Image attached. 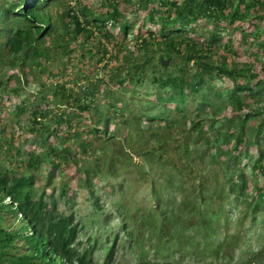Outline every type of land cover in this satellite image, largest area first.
I'll use <instances>...</instances> for the list:
<instances>
[{
    "label": "trees",
    "instance_id": "trees-1",
    "mask_svg": "<svg viewBox=\"0 0 264 264\" xmlns=\"http://www.w3.org/2000/svg\"><path fill=\"white\" fill-rule=\"evenodd\" d=\"M128 35L132 36L129 48L132 50L123 49ZM122 37V42H118ZM113 48H117V54H112ZM139 53L143 56L136 59ZM78 56L81 61L89 59L97 63L111 57L105 61L104 71L120 56L122 64L110 69L107 79L89 78L81 66L74 63ZM215 56L220 58L215 59ZM248 56V62H239V58ZM165 61H169L167 66ZM68 66L76 71L71 74V81ZM8 71L10 75L6 76ZM45 75L55 83L48 87L45 81L40 82ZM4 77L6 83L16 81L11 92L17 98L24 93L25 80L38 82L39 92L25 98L18 106V113H26L31 107L33 127L30 130L39 131L41 137L36 138L44 142L40 154L34 148L29 150L26 159L17 150L15 161L22 172L3 169L0 165V264H101L93 258L97 240L82 250L78 241L82 225L68 211H58L54 192L49 194L47 189L53 187L54 169L63 168V163L73 160L77 167L81 166L85 177L81 182L96 208L100 203L98 191L90 186V181L103 173V159H96L95 170L87 164L81 165L69 142L86 136L78 144L86 153L92 144L90 135L100 141L113 128L121 132L124 139L127 129L128 136L133 138L131 149L136 157L150 167L155 166L156 170L162 168L159 154L174 137L170 131L174 124L179 125L176 134L185 135L181 140H174L180 141L174 146L176 152H189L191 144L211 145L212 161L226 169V175L232 173V168L246 153H255L257 158L251 170L254 173L258 169V189L262 192L258 194L259 204L253 202L250 206L255 213L264 208V106L253 107L255 100H262L264 94V0H0V89L5 84ZM69 83L80 92L75 93L74 88L68 87ZM218 83L223 87L219 88ZM128 87L131 90L125 93L132 95L145 89L144 96L158 101L151 103L156 110L132 106L130 111H123L124 99L117 91ZM101 91L105 111L98 112ZM47 95H51V101ZM31 97H34L32 102ZM189 99L200 102L194 119L187 114ZM151 101L142 100L149 106ZM167 104H174L175 113L182 119L180 122L176 119L179 117L171 116L172 109ZM89 110L97 112L98 130H82V112ZM218 113L225 114L223 124ZM204 115L209 116L211 123L207 130ZM46 119H53L54 126ZM164 120L161 128L164 134L149 131ZM254 122L257 125L249 130L248 125ZM219 125L226 129L223 131ZM119 126L122 128L118 129ZM209 130L216 131L209 134ZM248 130L251 139L242 138ZM51 135L57 137L56 144H48ZM61 147L63 152L58 153ZM115 157L117 155L113 154L110 158ZM41 164L47 165L44 167L45 184L39 186L40 180L34 173L40 170ZM115 169L110 165L112 174H107L105 179H116ZM238 178V196L252 200L255 191L249 176L244 173ZM112 182V186L118 185L116 180ZM191 183L189 192H180L184 197L178 207L171 208L175 200L169 199L164 204L167 211L160 216L158 207L151 213L135 207L130 213L152 220L150 226L152 224L154 230L149 240L157 254L168 255L165 246L179 239L181 244L186 243L191 248L200 246L201 255L211 257L216 264L233 261L241 239L235 233L231 240L227 237L220 240L222 213L214 210L210 213L211 200L203 195V188L198 184L193 187V179ZM68 185L69 182L61 184L60 193L64 196L68 195ZM227 195L231 197L234 192ZM48 196L50 202L46 200ZM161 202L163 204V199L158 198V205ZM122 216L123 233L133 248L134 243H141L145 236L137 235V230L127 224L129 216ZM116 241L117 238L112 247L105 248L102 264H109ZM257 261L264 264V249L253 254L246 264Z\"/></svg>",
    "mask_w": 264,
    "mask_h": 264
},
{
    "label": "rangeland",
    "instance_id": "rangeland-1",
    "mask_svg": "<svg viewBox=\"0 0 264 264\" xmlns=\"http://www.w3.org/2000/svg\"><path fill=\"white\" fill-rule=\"evenodd\" d=\"M54 11H57V9H54ZM137 27L135 30H137ZM122 40L123 37L119 38L118 42H122ZM125 40L126 42L123 49H129L132 44V36L128 35ZM236 41L237 40L234 42ZM117 52V48H113L112 54H117ZM125 53L126 52L124 51L122 54L124 55ZM219 54L221 55L220 52ZM142 56L143 54L139 53L135 57L136 59H140ZM109 58L111 57H106L105 61H108ZM119 58L117 61H111L109 69L106 71H104L105 61L102 63H97L96 61L92 62L89 59L81 61L78 56V60L74 63L79 64L81 66V70L87 73L89 78L107 79V76L110 74V69L112 70L116 66L122 64L121 56ZM214 58L219 59L220 57L215 56ZM248 59L249 56L239 58V62L246 63L248 62ZM68 68L71 81L73 78L71 74H74L76 71L71 69L69 66ZM10 72L8 71L6 76H9ZM46 77L47 75L44 77L42 76V78H40V82L45 81L48 87L55 83L54 80H48ZM3 81L5 84L3 85V88L0 89V165L3 169L8 168L10 170L14 169L22 172V170L19 169V163L15 161L17 150H19L26 159L28 158L27 154L29 153V150H34V148H36L37 153L40 154L43 151L44 141L40 143L36 138L37 136L41 137L39 135V131L32 132L30 130L33 127V110H31V107L28 108L26 113H18V106L28 96L38 93L39 86L37 85L38 82H27L25 80L26 83L23 85L24 93L22 97L17 98V96L11 92V88L15 86L16 81H14L15 83H6V77L3 78ZM218 84L219 88L223 87L222 83ZM68 87L74 88L75 93L80 92L73 86L72 83H69ZM101 89H103V87H101ZM128 90H131V88L128 87L126 90L117 91V94H121L124 99L122 103L123 106L121 108L123 111H130L132 106H136V108L143 106V109L147 111L156 110L155 105L151 103L154 102L157 104L158 101H155L154 97L144 96L146 93L145 89L142 88L138 94L136 93L134 95L127 92L126 94L125 91ZM5 91H8V93ZM47 96L49 101H51V95ZM98 96V112L105 111L102 108L103 105H105L102 97V91ZM30 100L32 102L34 97H31ZM59 100H61L60 97ZM142 100L152 101L149 106V104H145ZM255 101L256 102L253 104V107L257 108L264 106V94L262 100L258 99ZM199 104L200 102H194L192 99H189L187 104L189 107V111L187 112L189 118H195ZM52 106L53 108L55 107L53 104L51 107ZM167 107L172 109L171 116L174 115L175 117H179V115H177L174 111V104H167ZM148 108L150 110H148ZM117 110L118 109L115 108V111ZM117 113H120V111ZM96 114L97 112H94V110L82 112V130H98L99 125L97 124L98 119ZM154 114L159 113L154 112ZM134 115L137 116V113L135 112ZM223 117H225L224 113H218V119L222 124L224 123ZM208 118L209 116H203L206 130L210 128L211 124ZM176 119L179 122L182 120L181 117ZM46 121L49 125L54 126L55 124L53 119H46ZM165 122V120L157 122L154 127L149 128V131L152 132L153 130H158L161 134H164L165 132H163L161 128H163ZM256 125L257 122L250 123L248 125L249 130ZM178 126L179 125L176 124L172 126L170 131L173 132V140H168L162 149L161 154H159V160H163L161 170H156L155 166L150 167L140 157H136L134 151L131 149L133 145V138L128 136L129 131L127 129L124 134L125 139L121 136V132H118L115 128L109 130L108 135L104 136V138L100 139V141L90 135L88 138L92 144L89 146V151L86 153H84L78 145L79 142L81 143L86 139V136L81 137L79 141L69 142L70 148L73 149L77 155L76 160L79 164H87L88 166L94 168L95 163H97L96 159L99 157L103 159V162L101 163V167L105 168L103 173L96 175L94 179L90 181V186H95V190L98 191L97 199H99L100 203L96 206V208L92 206V201L88 196V191L85 189L84 183L81 182V180L85 178L82 173V169H80L81 166H78V168L77 165L73 163V160L63 163V168L57 167L54 169V171H56V175L54 176V181L52 183L53 187L48 188L47 192H49V194L54 192V198L58 201V211H68L69 214H73L76 217L77 222L82 225V229L79 234V241L83 247L82 250L87 249L90 245H93L94 240H97L98 244L95 245L93 257L101 264L103 263L106 255L105 248L112 247L115 238H117V246L109 264H138L137 249L135 254V251L130 248L129 239H125L126 233H123V220L120 216H122L124 211L125 216H127V213L135 207H140L145 213H151L154 208L156 209V207H158L160 208V216L163 212L167 211L164 204L169 199L175 200L171 203V208L178 207L180 204L179 200L184 197L181 193L186 190L189 192V186H192V179L193 187L198 184L203 188V195L211 200L212 210H209V212L211 213L214 210L222 213V220L220 223V240L223 241L225 237L231 240L235 233L241 239L239 247L235 250L234 260L231 262L228 261L226 264H246L253 254H256L264 249V208L261 207L257 213H255L250 206L253 202L258 203V194L262 192V190L258 189V186L260 185V180L256 173L258 169H255L254 173L251 170L254 168V160L257 158L254 155L255 153H246V155H244V157L237 163L236 167L232 168V173L226 175V169L224 170L221 165L212 161L213 156L211 154L214 151L211 145L204 144L196 146L191 144L189 146V152H176L174 150L176 143L178 144V142H180H175L174 140L185 136L184 133L179 135L176 134ZM219 127L223 131L226 129L220 125ZM117 128L121 129L122 127L119 126ZM61 129L64 130L65 126H62ZM184 130H186V127H184ZM216 130H209L208 133L213 134ZM249 130L248 132L246 131L245 136L243 135L242 138L248 137V139H251V133ZM148 133L149 132H146V134ZM60 135L63 137L66 136L62 133ZM49 139L48 144H56L58 142L55 135H51ZM181 139L182 138H180V140ZM150 140L152 141L151 138ZM211 141H213V138H211ZM64 147L67 146L64 144ZM262 149L264 150V144L262 145ZM62 150V147L58 148V153L63 152ZM113 154H116L117 157L111 160L110 157ZM233 160L234 159H232V161ZM46 165L47 164H41L39 167L40 170L34 173L37 180H40V182H37V184L39 183V186L45 184L43 178L45 177L46 171L44 167ZM110 165H114V168H116L114 171V178L116 179L114 180H116L118 185L115 187L112 186V181L114 180L108 181L105 179L107 174H112L110 173ZM240 165L247 167L240 169ZM93 170H95V168ZM178 171H181V173ZM244 173L249 176L252 182V187L255 191V197L252 200L248 198L242 199L237 193V186L240 184L238 178L239 174ZM11 175L12 173L9 174L10 178H12ZM172 181L175 182L174 188L172 187ZM64 182H69L67 196L60 193L61 184ZM40 192L41 191H39V193ZM231 192H234V195H231L230 197L227 194H230ZM255 193H257V196ZM158 198L163 199V204L161 202V205H158ZM46 200L49 202L51 201L49 196L46 197ZM198 203L201 204V200H198ZM255 203L253 207H255ZM115 206H119V209ZM244 216H246V218H243ZM226 217H228L227 221ZM150 221L152 220L149 217H147L146 220L142 218L139 222H137L134 218L133 220L128 221V223L133 229L137 230V235L141 233L145 234V239L148 240L146 242L147 249L151 253H155V248L149 243V235L154 230L152 224L150 226ZM194 221L196 222L197 220L195 219ZM242 221H244L243 225ZM15 224L17 223L15 222ZM244 225L245 227H243ZM139 229H141V231H139ZM90 239L92 240V243H90ZM165 248L168 255L165 256L160 255V253H156L155 256H153L149 253L146 254V260L148 259L150 264H216L212 261L211 257L206 256L204 258L201 255L202 248L200 246L195 245L191 248L186 243L181 244L179 239H176L172 245L165 246ZM253 264H258V261Z\"/></svg>",
    "mask_w": 264,
    "mask_h": 264
},
{
    "label": "clouds",
    "instance_id": "clouds-1",
    "mask_svg": "<svg viewBox=\"0 0 264 264\" xmlns=\"http://www.w3.org/2000/svg\"><path fill=\"white\" fill-rule=\"evenodd\" d=\"M166 62V61H165ZM168 62V61H167ZM167 66V65H166ZM8 201V200H7ZM134 209V208H133ZM123 214H125V211L123 212ZM135 215V214H134ZM127 216H129V218H130V220H128V221H131V220H133L134 218L136 219V221L137 222H139V220L140 219H142V217L141 216H133V213H127ZM123 217V216H122ZM124 218V217H123ZM128 221H127V224L129 225V223H128ZM130 226V225H129ZM143 234V233H142ZM145 236V234H143V237ZM125 239H126V237H125ZM79 241V240H78ZM148 240H146L145 238H143V240H142V242L141 243H134V247L132 248V247H130L132 250H134L135 251V254H136V249H137V254H138V258H137V262H138V264L140 263V264H150V261L147 259L146 260V258H147V256H146V254H149V253H151L148 249H147V242ZM117 242V241H116ZM149 243L151 244V242H150V240H149ZM144 245V246H143ZM152 245V247H154V245L153 244H151ZM116 246H117V243H116V245H115V248H116ZM155 248V247H154ZM148 251H147V250ZM157 253V250H156V248H155V253H151L153 256H155V254ZM105 257H106V255H105ZM94 258V257H93ZM95 260V259H94ZM104 260H105V258H104ZM103 260V261H104ZM95 262H96V260H95Z\"/></svg>",
    "mask_w": 264,
    "mask_h": 264
},
{
    "label": "water",
    "instance_id": "water-1",
    "mask_svg": "<svg viewBox=\"0 0 264 264\" xmlns=\"http://www.w3.org/2000/svg\"><path fill=\"white\" fill-rule=\"evenodd\" d=\"M165 65H168V62L167 61L165 62Z\"/></svg>",
    "mask_w": 264,
    "mask_h": 264
}]
</instances>
